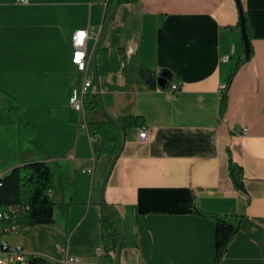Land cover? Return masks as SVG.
I'll return each instance as SVG.
<instances>
[{
    "label": "crops",
    "instance_id": "0c3cea01",
    "mask_svg": "<svg viewBox=\"0 0 264 264\" xmlns=\"http://www.w3.org/2000/svg\"><path fill=\"white\" fill-rule=\"evenodd\" d=\"M237 1L123 2L105 24L107 0H0L2 102L14 100L33 132L21 133L0 107V177L43 160L56 186L53 221L8 233L7 242L45 264H216L215 223L202 213L228 214L240 222L218 264H264V0H239L252 35L239 65ZM79 29L88 55L98 42L106 48L101 108L87 114L68 102L83 79L71 63ZM120 48L154 78L164 72V85L127 81ZM106 115L142 121L115 158L94 156L80 127ZM229 160L241 168V188ZM102 201L119 220V248L102 239Z\"/></svg>",
    "mask_w": 264,
    "mask_h": 264
},
{
    "label": "trees",
    "instance_id": "16d2710c",
    "mask_svg": "<svg viewBox=\"0 0 264 264\" xmlns=\"http://www.w3.org/2000/svg\"><path fill=\"white\" fill-rule=\"evenodd\" d=\"M138 0H107L105 10V24L115 8L123 2H136ZM239 19L235 28L240 29V20L244 19L245 31L248 38V56L239 59L237 65L248 59L251 55V33L250 24L246 18L242 6L237 1ZM123 60V73L127 81L141 80L148 83V75L155 77L154 73L138 64L133 56L127 55L122 48L119 49ZM94 80L97 85L98 77L106 73V48L98 42L93 51ZM233 74V73H232ZM229 76V79L232 77ZM9 96L0 90V107L6 108L11 117L17 123L19 131L27 136L32 135V129L24 121L19 105L11 99L7 107L3 105L2 99ZM224 98V96H223ZM101 108L97 93H86L83 98V110L87 114L94 109ZM86 132L92 139L94 156L102 153H110L114 158L120 153L126 130L131 127H139L142 121L137 116L122 115L116 118L107 116L101 121H85ZM229 173L233 183L237 187L242 186L241 168L229 160ZM55 180L54 172L46 161L33 160L20 163L12 167L8 173L0 177V209L8 205L16 206L19 212L14 220L9 221V227H31L35 224H49L53 221V207L55 204ZM102 218L100 221L101 236L104 242L111 240L113 246L119 248L122 244L119 220L116 213L102 201ZM202 215L214 220V252L215 263L218 264L234 230L238 227L240 216L228 214L202 213ZM3 226L8 222L0 221ZM35 264H45L41 257L34 258Z\"/></svg>",
    "mask_w": 264,
    "mask_h": 264
},
{
    "label": "built area",
    "instance_id": "2783aa9c",
    "mask_svg": "<svg viewBox=\"0 0 264 264\" xmlns=\"http://www.w3.org/2000/svg\"><path fill=\"white\" fill-rule=\"evenodd\" d=\"M21 3H27L28 0H18ZM86 31L84 29L77 30L71 39L72 53L71 63L75 69L83 74L82 83L78 87H73L70 91L68 102L71 108L76 111L83 112V98L86 93H97L98 87L93 83L94 74L93 70L90 71L89 64L91 62L92 54L88 55L85 47ZM226 60L227 57L222 58ZM226 83H221L218 86V91L221 92L226 88ZM178 82H173L169 86V91L174 95L178 91ZM80 127L86 131L85 120L81 121ZM243 131H246V127H243ZM138 136L141 140L147 139V132L144 127H141L138 132ZM84 172L91 173L92 168L83 170ZM19 212V208L16 206L8 205L3 209H0V221L8 222V224H0V264H35L34 258L40 257L39 255L29 256L23 246L20 243H9L4 239V235L15 232L9 231V221L14 220ZM28 227H18L16 231L20 229H27ZM77 257L68 256L66 261H76Z\"/></svg>",
    "mask_w": 264,
    "mask_h": 264
},
{
    "label": "water",
    "instance_id": "95a60500",
    "mask_svg": "<svg viewBox=\"0 0 264 264\" xmlns=\"http://www.w3.org/2000/svg\"><path fill=\"white\" fill-rule=\"evenodd\" d=\"M239 31H240V35H241V38H242V41H243L244 56L247 57L248 56V38H247V35H246L245 24H244V19L243 18L240 20V29H239ZM91 59L94 62L93 53H92V58ZM164 76H165L164 72H161L159 74V76L156 77V78H154L151 74H149L148 75V83H151V82L155 81V82H157L158 85L162 86V85H164ZM98 97H99V95H98ZM237 228L238 227L235 228L234 233L236 232Z\"/></svg>",
    "mask_w": 264,
    "mask_h": 264
},
{
    "label": "bare ground",
    "instance_id": "6f19581e",
    "mask_svg": "<svg viewBox=\"0 0 264 264\" xmlns=\"http://www.w3.org/2000/svg\"><path fill=\"white\" fill-rule=\"evenodd\" d=\"M6 207H7V206H6ZM16 229H18V227H16L15 225L9 227V231H16Z\"/></svg>",
    "mask_w": 264,
    "mask_h": 264
}]
</instances>
